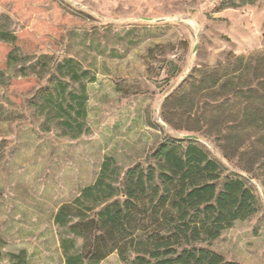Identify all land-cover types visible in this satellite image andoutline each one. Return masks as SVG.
Returning a JSON list of instances; mask_svg holds the SVG:
<instances>
[{
	"label": "rangeland",
	"instance_id": "1",
	"mask_svg": "<svg viewBox=\"0 0 264 264\" xmlns=\"http://www.w3.org/2000/svg\"><path fill=\"white\" fill-rule=\"evenodd\" d=\"M0 30L17 35L15 45L0 41V264L21 250L30 264H65L59 207L95 182L107 158L125 171L145 164L167 135L182 136L161 118L164 97L194 68L264 50V0H0ZM14 46L21 59L9 65ZM43 56L50 65L73 58L96 75L87 84V132L69 134L35 104L43 101L40 88L52 85L49 68L36 65ZM225 166L224 175H245L234 162ZM251 183L262 207L211 249L264 264V189ZM100 264L127 263L113 253Z\"/></svg>",
	"mask_w": 264,
	"mask_h": 264
},
{
	"label": "trees",
	"instance_id": "2",
	"mask_svg": "<svg viewBox=\"0 0 264 264\" xmlns=\"http://www.w3.org/2000/svg\"><path fill=\"white\" fill-rule=\"evenodd\" d=\"M0 41L15 45L17 35L0 30ZM19 50H10L7 64L21 59ZM51 59L36 63L49 68L52 85L40 88L35 104L78 136L89 130L87 84L96 75L73 58ZM161 118L182 136L167 135L145 164L125 171L107 158L95 182L59 207L65 264H100L113 253L127 264H241L211 244L262 207L251 180L264 189V50L194 68L164 100ZM188 135L211 140L220 156ZM226 161L245 175H224ZM6 257L30 264L25 250Z\"/></svg>",
	"mask_w": 264,
	"mask_h": 264
},
{
	"label": "water",
	"instance_id": "3",
	"mask_svg": "<svg viewBox=\"0 0 264 264\" xmlns=\"http://www.w3.org/2000/svg\"><path fill=\"white\" fill-rule=\"evenodd\" d=\"M172 18H174V16H172V17H158V18H134L132 20H145V21H148V22L156 23V22H166V21H169ZM195 51H196V49L194 50V52ZM167 96L164 97V100L166 99ZM156 111H158V109ZM186 137L187 138H191V139H196V140H200L201 139L197 135H188Z\"/></svg>",
	"mask_w": 264,
	"mask_h": 264
}]
</instances>
